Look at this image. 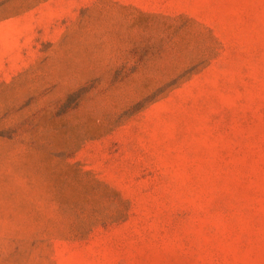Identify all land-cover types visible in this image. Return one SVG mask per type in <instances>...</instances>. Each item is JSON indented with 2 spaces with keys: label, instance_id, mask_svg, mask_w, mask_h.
<instances>
[{
  "label": "rangeland",
  "instance_id": "obj_1",
  "mask_svg": "<svg viewBox=\"0 0 264 264\" xmlns=\"http://www.w3.org/2000/svg\"><path fill=\"white\" fill-rule=\"evenodd\" d=\"M0 264H264V0H0Z\"/></svg>",
  "mask_w": 264,
  "mask_h": 264
}]
</instances>
